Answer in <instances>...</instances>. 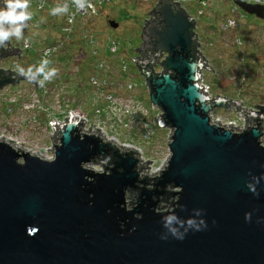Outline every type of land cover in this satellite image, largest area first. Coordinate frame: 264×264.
Returning <instances> with one entry per match:
<instances>
[{
  "label": "water",
  "instance_id": "95a60500",
  "mask_svg": "<svg viewBox=\"0 0 264 264\" xmlns=\"http://www.w3.org/2000/svg\"><path fill=\"white\" fill-rule=\"evenodd\" d=\"M234 5L264 23V6ZM155 15L138 49L153 55L135 66L162 112L159 128L172 129L164 169L147 183L132 150L78 122L56 129L52 160L0 139V264H264V108L241 133L211 124L209 113L229 100L208 103L200 90L206 61L193 56V20L172 0ZM20 53L0 49V59ZM20 81L6 70L0 90ZM99 158L110 160L101 173L87 167ZM168 186L173 201L160 210Z\"/></svg>",
  "mask_w": 264,
  "mask_h": 264
},
{
  "label": "rangeland",
  "instance_id": "374dc122",
  "mask_svg": "<svg viewBox=\"0 0 264 264\" xmlns=\"http://www.w3.org/2000/svg\"><path fill=\"white\" fill-rule=\"evenodd\" d=\"M56 1L53 0L52 3H58ZM233 2L232 0L213 2L205 10V15L198 20L197 32L200 34L210 66L209 71L204 74V83L212 97L232 100L228 101V104L232 103L233 107L217 108L213 113L223 121L231 124L235 122L236 125L242 126L240 115L248 118V113L256 106L264 108V23L239 10ZM155 5L156 0L147 2L114 0L103 6L97 5V14L84 22L101 50L108 37L117 40L119 45L116 57L128 63L130 68L126 76L121 78L116 74L119 61L106 56V60H109L113 68L112 77L124 86L130 83L136 84V96L146 107H150V102L144 79L130 61L137 57L136 50L141 45V28ZM234 9L235 11L232 12ZM28 13L31 14V19L28 21L26 31L20 40L11 38L13 46H21L23 38H27L36 48L60 39L59 29L62 24L60 15H52L51 8L42 12L28 8ZM218 15L221 16L219 20H217ZM227 18L235 19L239 27L215 36L211 28L219 25L220 29L223 19ZM111 22H115L117 27L112 28ZM204 33L207 35L205 37L212 39L214 47L207 46L208 40H204ZM237 39L240 40V45H235ZM74 40L67 46L66 42L64 43L61 55L51 64V69L55 68L57 73L43 87L37 88L29 81H22L16 86H8L0 90V139L11 140L17 149H26L28 153L42 154L46 157L51 148L52 122L61 119L59 116L63 110H71V106H80L92 122L94 115L92 103L95 99L91 87L88 88V82L95 61L89 55V48L78 38ZM76 52L80 53L77 67L73 60ZM102 54L104 56V52ZM34 58L33 50L23 51L19 58L16 56L1 58L0 69H9L17 73V65H19L25 70L32 67L35 72ZM66 90L67 93L62 94ZM118 91L121 96H128L121 93L122 89L118 88ZM98 102L104 103L102 98ZM127 114L120 113L113 118L108 114L107 118L110 119L113 127L106 124L103 131L111 138H118V143L114 144L137 145L142 148L147 158L163 161L168 154L166 148L163 147L162 151L155 154L150 147L159 140L163 141L165 131H160L155 142L146 145L141 139L143 127L136 126L128 130L123 126L127 121ZM153 116L154 112L151 111L147 118L152 121ZM131 198V195H127L128 200Z\"/></svg>",
  "mask_w": 264,
  "mask_h": 264
},
{
  "label": "built area",
  "instance_id": "2783aa9c",
  "mask_svg": "<svg viewBox=\"0 0 264 264\" xmlns=\"http://www.w3.org/2000/svg\"><path fill=\"white\" fill-rule=\"evenodd\" d=\"M114 0H87V3L85 4L84 9L79 10L72 2V0H57L58 3H52L53 0H28V8H33L36 12H42L46 9H54L57 7H61L65 4H67V12L58 14L60 15L62 19V24L59 29V40H54L52 43L44 44V46H40L39 48L33 47L32 43L27 39L23 38L21 46H17L14 48H17L22 53L23 51H32L35 53L34 63L33 67H39L40 62L44 59H47L50 61L48 65L45 66V72L49 71L51 69V64L53 61L61 55L64 43L67 44L73 43L74 38H78V40L83 43L85 46L89 48V55L92 57V59L95 61L94 66L92 67V74L89 76V82H88V88L91 87L90 90H92L93 98L95 99V102L92 103L93 105V111L94 115L92 117V122L89 121L87 117V113L82 110V108L79 106H71V110L66 109L61 112V115L59 116L61 119L54 120L51 125V148L48 156H44L42 154H32V155H40L41 159H48L52 160L54 156V148L56 146V143H59V132L56 131L60 126L64 125L67 122H78L81 129L87 133H100V137L108 140V142L115 143L118 141L117 137H109L107 136V133L103 131V128L106 124L113 125L112 122H110V119L107 118L108 114L109 117L113 118L114 115L127 114V121L123 123V126L127 128L128 130H131L132 127L140 126L139 128L143 127V133L141 135L142 141L148 145L155 142V138L157 136L158 131H165V134H163L164 138L163 141L159 140V142L153 143L151 145L150 150L152 153H158L163 150V147L166 148L167 151V157L163 161H153L146 157L144 154V151L142 148H140L137 145L133 144H117L120 146L121 151H130L132 150L134 153V156L136 158H139V175L140 178H148L153 179L157 177L158 170H163L166 162L169 157V151H168V143L170 142L169 138L172 135V129L170 128H159L158 124L160 121V117L162 116L161 110L158 108L151 106L146 107L143 102L136 96V84H128L124 86L121 82H116L113 79V68L109 63V60L107 61L106 58H115L119 63L117 64V75L119 77H125L128 73V70L130 68L128 63H124L121 58H117L116 55L118 53V42L117 40L108 37L103 49L101 50L99 44L96 42L94 36L90 33L89 28L84 24V22L87 19H90L92 16L97 14L96 6H103L107 3H110ZM149 0H144V2H147ZM161 0H156V5L159 4ZM220 1H230V0H172L174 3H179V7L188 15V20H193V23L195 25L193 29V44L196 45V49L193 51V56L195 57H201L202 59H198L197 62H201L204 64L206 61V68H202L201 70V83L200 86H206L204 83V74L206 71H209V59L207 58L205 51H204V45H202V41L200 40V34L197 32L198 29V20L201 16H203L204 11L212 5L213 2H220ZM232 1H241L243 3L247 4H256L264 6V0H232ZM88 5H91L89 7ZM155 5V6H156ZM154 6V8H155ZM28 8L26 11L28 12ZM153 8V9H154ZM234 12V10H232ZM158 20V17L155 15L153 16V10L149 14V17L146 21H144L143 25H146L148 22H154ZM239 27V24L235 19L227 18L224 20V22L221 24L220 30L222 32L227 33L231 29H234L236 27ZM13 45V44H12ZM235 45H240V40H235ZM142 47V43L139 46L138 49ZM138 49L137 57L131 59V63H134L137 59H150L153 55L152 52H146V53H139ZM80 52V50H79ZM104 52V56L102 54ZM20 53V54H21ZM47 53V55H45ZM19 54V55H20ZM80 53L76 52V56L73 59L76 62V67L79 65V58L78 55ZM107 56V57H106ZM166 55L162 54V57L155 63L153 67V71L155 74H163L164 70L161 67V63L165 60ZM159 67V69H157ZM38 79H42V75H38ZM50 81V80H49ZM46 81V82H49ZM45 82V83H46ZM45 85V84H44ZM146 86V85H145ZM38 86L37 88H39ZM115 88V89H114ZM118 88L122 89L124 95H128L127 97L123 95H120V91H118ZM147 91L148 87L146 86ZM64 90V89H62ZM201 92L203 94L208 95V103L212 102L213 100L218 99L217 97H212L210 94V91L208 90L207 86L206 88H200ZM66 91H63L62 94H66ZM130 94V95H129ZM103 99L104 103L99 104L98 100ZM69 102V101H68ZM68 104V103H67ZM109 111V113H108ZM152 112H154V116L152 121H150L147 116ZM135 112V113H134ZM214 111L209 113L210 116V123L219 127H222L224 129H231L232 131H235L236 133H241L246 128L254 126L255 122L249 117L250 112H256L258 113L259 110L257 106L251 110L248 113V118H243L241 115L239 116L241 118V125H236L235 122H227L223 121L220 118H217V114L213 113ZM264 115V114H263ZM113 127V126H112ZM114 129V128H113ZM115 140V141H114ZM118 143V142H117ZM262 145H264V137L261 139ZM31 154V153H30ZM97 160H100L98 165L97 164H91L87 166L91 170H95L97 173H101L110 166V160L109 158H99ZM158 162V164H157Z\"/></svg>",
  "mask_w": 264,
  "mask_h": 264
},
{
  "label": "clouds",
  "instance_id": "9594fccd",
  "mask_svg": "<svg viewBox=\"0 0 264 264\" xmlns=\"http://www.w3.org/2000/svg\"><path fill=\"white\" fill-rule=\"evenodd\" d=\"M72 2L79 10H82L87 0H72ZM88 6L91 7V5ZM27 8L28 0H5V7L0 8V46H5L6 42H9L12 37L17 40L22 39L23 30L27 27L25 22L31 19V14L26 11ZM67 8V4L54 8L52 9V15L65 13ZM5 25H7V28ZM49 63L50 61L47 59L42 60L39 67L35 68V72H33L32 67L25 70V68L17 65V74L27 79L30 83H36L43 87L45 82L49 81L57 73L55 68L45 72V66ZM38 75H42L43 78L38 79Z\"/></svg>",
  "mask_w": 264,
  "mask_h": 264
},
{
  "label": "trees",
  "instance_id": "16d2710c",
  "mask_svg": "<svg viewBox=\"0 0 264 264\" xmlns=\"http://www.w3.org/2000/svg\"><path fill=\"white\" fill-rule=\"evenodd\" d=\"M220 2H229V1H220ZM233 4H234V2H233ZM240 10V9H239ZM234 11H235V9H234ZM205 15V11H204V14H203V16ZM217 15V14H216ZM203 16H201V17H203ZM200 17V18H201ZM217 17V16H216ZM219 17H221V16H219L218 15V18H217V20H219V19H221V18H219ZM199 18V19H200ZM223 20H225V19H223ZM198 25V24H197ZM236 28H238V26L236 27ZM211 29H213V33H214V35L215 36H217V35H219V34H221L222 33V31L219 29V25L218 26H216V27H213V28H211ZM223 34V33H222ZM205 36H207L205 33H204V40L205 41H207L206 42V44H207V46L208 47H214V42L212 41V39H210V38H207V37H205ZM21 56V54L19 55V57ZM207 58H208V56H207ZM54 62V61H53ZM2 72H0V76L3 74V70H1ZM9 71H11V70H9ZM227 100H229V101H232L231 99H228V98H226ZM232 103H230V104H228V103H226V105L228 106V107H233L232 105H231ZM158 133L160 134V131H158ZM146 181H147V183H150L151 182V179H148V178H144ZM164 191H165V194L162 196V197H160L159 198V203H158V207H159V209L160 210H164V209H166V208H168V207H170V205L172 204V201H173V198L171 197V195L173 194V191H172V187L171 186H168V187H166L165 189H164ZM131 193V192H130ZM127 194L128 196L129 195H131V194ZM132 199V198H131ZM130 199V203H133V201L134 200H131Z\"/></svg>",
  "mask_w": 264,
  "mask_h": 264
},
{
  "label": "flooded vegetation",
  "instance_id": "af4514ba",
  "mask_svg": "<svg viewBox=\"0 0 264 264\" xmlns=\"http://www.w3.org/2000/svg\"><path fill=\"white\" fill-rule=\"evenodd\" d=\"M5 7V0H0V8H4ZM5 27H7V25H5ZM143 27H145V25H143L142 26V28H141V31H142V29H143ZM27 28V27H26ZM140 35H141V32H140ZM154 41V39L153 38H150V42H153ZM140 43H141V38H140ZM143 46V45H142ZM15 46H13L12 45V43H11V41H9V42H6V45L5 46H0V49L1 50H14V49H16V48H14ZM16 57H19V55L18 56H16ZM3 70V69H2ZM6 70H3V72H5ZM7 71H9V70H7ZM0 72H2L1 70H0ZM9 72H11V73H15V72H13L12 70L11 71H9ZM15 74H17V73H15ZM18 75V74H17ZM22 77V76H21ZM22 81L24 82V81H28L27 79H25L24 77H22ZM22 81H20V82H17L15 85H13V86H16L17 84H19V83H21ZM148 188H151V186H148ZM132 194H131V193ZM131 194V196H132V199L131 200H134L135 199V197H136V192H134V191H127V193L126 194Z\"/></svg>",
  "mask_w": 264,
  "mask_h": 264
},
{
  "label": "bare ground",
  "instance_id": "6f19581e",
  "mask_svg": "<svg viewBox=\"0 0 264 264\" xmlns=\"http://www.w3.org/2000/svg\"><path fill=\"white\" fill-rule=\"evenodd\" d=\"M2 139V138H1ZM15 146V144H13ZM16 147V146H15ZM29 152V151H28Z\"/></svg>",
  "mask_w": 264,
  "mask_h": 264
}]
</instances>
